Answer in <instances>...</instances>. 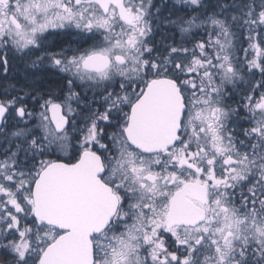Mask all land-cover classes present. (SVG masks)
<instances>
[{
    "label": "snow or ice",
    "instance_id": "1",
    "mask_svg": "<svg viewBox=\"0 0 264 264\" xmlns=\"http://www.w3.org/2000/svg\"><path fill=\"white\" fill-rule=\"evenodd\" d=\"M0 264H264V0H0Z\"/></svg>",
    "mask_w": 264,
    "mask_h": 264
}]
</instances>
